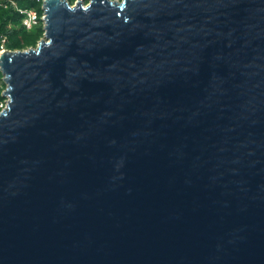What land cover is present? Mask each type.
<instances>
[{"label": "water", "instance_id": "95a60500", "mask_svg": "<svg viewBox=\"0 0 264 264\" xmlns=\"http://www.w3.org/2000/svg\"><path fill=\"white\" fill-rule=\"evenodd\" d=\"M42 10L0 54V264H264V0Z\"/></svg>", "mask_w": 264, "mask_h": 264}, {"label": "rangeland", "instance_id": "374dc122", "mask_svg": "<svg viewBox=\"0 0 264 264\" xmlns=\"http://www.w3.org/2000/svg\"><path fill=\"white\" fill-rule=\"evenodd\" d=\"M43 0H17V4L22 8L34 10L38 16L42 17L36 27L26 31L19 26L18 17L12 9L0 11V44H4L7 51H24L29 48H36L41 40H44V13L42 10ZM69 5L81 2L87 5L89 0H66ZM120 2L121 0H111ZM3 76L0 74V111L5 107L7 97L1 96L5 93L6 84L2 81Z\"/></svg>", "mask_w": 264, "mask_h": 264}, {"label": "built area", "instance_id": "2783aa9c", "mask_svg": "<svg viewBox=\"0 0 264 264\" xmlns=\"http://www.w3.org/2000/svg\"><path fill=\"white\" fill-rule=\"evenodd\" d=\"M9 9H12L13 12L20 17L19 25L26 31H29L36 27L39 21L42 19V17L38 16L34 10L19 7L17 4V0H0V10ZM4 51H7L4 48V44H0V54Z\"/></svg>", "mask_w": 264, "mask_h": 264}, {"label": "trees", "instance_id": "16d2710c", "mask_svg": "<svg viewBox=\"0 0 264 264\" xmlns=\"http://www.w3.org/2000/svg\"><path fill=\"white\" fill-rule=\"evenodd\" d=\"M0 11H4V10H0ZM18 17V22H20V17L19 16H17ZM20 26V25H19Z\"/></svg>", "mask_w": 264, "mask_h": 264}]
</instances>
